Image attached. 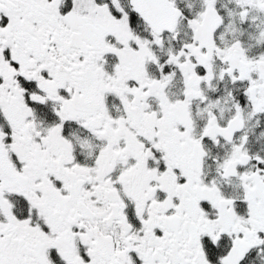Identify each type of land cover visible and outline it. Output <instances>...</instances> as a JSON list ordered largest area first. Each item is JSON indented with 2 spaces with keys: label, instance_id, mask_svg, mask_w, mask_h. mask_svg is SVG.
I'll use <instances>...</instances> for the list:
<instances>
[{
  "label": "snow or ice",
  "instance_id": "6c2138e0",
  "mask_svg": "<svg viewBox=\"0 0 264 264\" xmlns=\"http://www.w3.org/2000/svg\"><path fill=\"white\" fill-rule=\"evenodd\" d=\"M0 264H264V0H0Z\"/></svg>",
  "mask_w": 264,
  "mask_h": 264
}]
</instances>
